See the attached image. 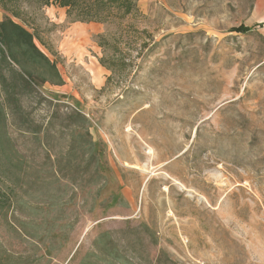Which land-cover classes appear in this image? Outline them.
Instances as JSON below:
<instances>
[{
  "label": "rangeland",
  "instance_id": "rangeland-1",
  "mask_svg": "<svg viewBox=\"0 0 264 264\" xmlns=\"http://www.w3.org/2000/svg\"><path fill=\"white\" fill-rule=\"evenodd\" d=\"M250 7L126 0L80 21L0 0L57 71L25 65L28 86L0 62V264H78L102 232L131 264H264V51L235 31Z\"/></svg>",
  "mask_w": 264,
  "mask_h": 264
},
{
  "label": "trees",
  "instance_id": "trees-1",
  "mask_svg": "<svg viewBox=\"0 0 264 264\" xmlns=\"http://www.w3.org/2000/svg\"><path fill=\"white\" fill-rule=\"evenodd\" d=\"M10 1V0H5ZM23 1V0H22ZM36 1L42 5L57 4L66 8V13L75 15L77 20L91 21L101 16L102 12L117 8L126 0H29ZM119 2V4H118ZM124 5V4H123ZM126 8H135V3L126 5ZM247 28L239 26L235 29L245 31ZM19 66L26 76H20V80L30 85L31 72L26 70L25 65H38L41 68L50 69L57 75L56 68L35 45L32 35L8 16L4 15L0 21V62H10ZM28 79V80H27ZM5 80L0 70V85ZM7 88V87H4ZM2 106L0 102V107ZM2 109L0 108V112ZM9 137L5 130L3 118H0V152L9 148ZM6 152V151H5ZM78 264H131V262L118 250L112 241L109 232L100 233L92 243V249L87 251Z\"/></svg>",
  "mask_w": 264,
  "mask_h": 264
},
{
  "label": "crops",
  "instance_id": "crops-1",
  "mask_svg": "<svg viewBox=\"0 0 264 264\" xmlns=\"http://www.w3.org/2000/svg\"><path fill=\"white\" fill-rule=\"evenodd\" d=\"M240 25L247 29L245 31L237 30V32L243 34L252 32L259 36L262 40L264 51V0H251V7L247 17L237 27Z\"/></svg>",
  "mask_w": 264,
  "mask_h": 264
},
{
  "label": "bare ground",
  "instance_id": "bare-ground-1",
  "mask_svg": "<svg viewBox=\"0 0 264 264\" xmlns=\"http://www.w3.org/2000/svg\"><path fill=\"white\" fill-rule=\"evenodd\" d=\"M131 128L130 127H127V129H126V131L128 132V130H130ZM153 152V150H152V148L151 147H148V150H147V153L148 154H151ZM132 159H134V157L132 158ZM135 160V159H134ZM133 160V161H134ZM153 167V166H152ZM147 171V170H146ZM170 177V176H169ZM171 178V177H170Z\"/></svg>",
  "mask_w": 264,
  "mask_h": 264
}]
</instances>
